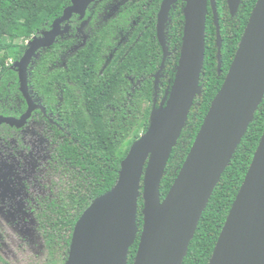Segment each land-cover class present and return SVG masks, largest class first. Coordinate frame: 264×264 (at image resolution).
I'll list each match as a JSON object with an SVG mask.
<instances>
[{"label":"trees","instance_id":"obj_1","mask_svg":"<svg viewBox=\"0 0 264 264\" xmlns=\"http://www.w3.org/2000/svg\"><path fill=\"white\" fill-rule=\"evenodd\" d=\"M161 2L133 0L94 35L87 32V26L95 16L87 12L79 38L72 32L58 37L53 46L40 49L28 67L30 96L44 110H36L32 119L46 124L48 166L59 174L57 193L42 198L44 208L37 215L47 253L41 264H66L76 223L95 199L115 186L131 145L148 132L151 117L156 116L172 86L182 44L185 3L178 0L171 7L164 25L168 55L160 71L163 51L156 39V16ZM256 2L242 0L232 15L227 0H215L222 43L220 73L216 30L208 6L205 59L199 83L202 92L193 102L167 163L160 184L161 200L176 179L224 82ZM69 5L70 0H0V118H17L27 109L17 70L9 58L18 62L27 49L25 42L50 30ZM139 10H146L143 23L151 21L150 28L140 37L132 33L125 48L117 49L106 61L107 48L114 42L113 27L137 20ZM78 18L74 15L67 24L74 28L81 23ZM0 130L10 134L15 129L7 124ZM263 130L264 98L204 209L183 264H209ZM143 207L140 188L136 240L128 251V264H133L136 255ZM0 262L8 264L1 257Z\"/></svg>","mask_w":264,"mask_h":264},{"label":"water","instance_id":"obj_2","mask_svg":"<svg viewBox=\"0 0 264 264\" xmlns=\"http://www.w3.org/2000/svg\"><path fill=\"white\" fill-rule=\"evenodd\" d=\"M98 0H70L50 30L33 37L15 64L19 90L27 103L20 118L1 117L0 126L22 128L43 108L29 93L27 71L40 49L68 33L61 25L74 15L83 19ZM178 0H163L157 37L166 59L163 28ZM184 26L180 56L169 91L151 117L146 134L135 141L121 164L112 190L95 199L76 223L66 264H128L136 240L135 214L140 188L143 225L133 264H183L198 223L224 171L264 98V0H257L237 51L203 120L187 157L163 200L160 184L167 163L187 122L205 59L210 5L216 30L218 73L221 38L215 0H183ZM242 0H227L234 15ZM158 75L155 76L157 78ZM209 264H264V130L239 192L217 239Z\"/></svg>","mask_w":264,"mask_h":264},{"label":"rangeland","instance_id":"obj_3","mask_svg":"<svg viewBox=\"0 0 264 264\" xmlns=\"http://www.w3.org/2000/svg\"><path fill=\"white\" fill-rule=\"evenodd\" d=\"M128 1H110L104 19L112 18ZM9 62L15 67L13 57ZM45 130L42 122L31 123L16 134L20 146L13 140L0 141V257L8 264H41L47 257L36 222L42 208L33 200L54 197L59 174L48 166Z\"/></svg>","mask_w":264,"mask_h":264},{"label":"flooded vegetation","instance_id":"obj_4","mask_svg":"<svg viewBox=\"0 0 264 264\" xmlns=\"http://www.w3.org/2000/svg\"><path fill=\"white\" fill-rule=\"evenodd\" d=\"M110 1L112 2V0H98L94 3H92L88 9H87V12L91 13L92 16H95L94 18H90V22L88 23V26H87V32L89 34H95V32H98V31H101L102 29H104L113 19H115V17L117 16V14L121 11L122 8H124L126 5H129L130 3L133 2V0H130L128 1L127 3L123 4L122 7L119 8L118 12L112 17V18H108V19H104L103 15H105V10L108 6V4L110 3ZM163 1V0H162ZM95 3L97 4V6H94ZM162 3V2H161ZM92 6V7H91ZM94 6V7H93ZM161 6V5H160ZM210 6V5H209ZM145 8H148V5L146 4L145 5ZM144 8V9H145ZM100 10V11H99ZM160 10V8H159ZM211 10V8H210ZM99 11V12H98ZM146 10H139L138 11V18L137 20H131L129 21V23L124 25V24H118L116 25L115 27H113V33H114V36H113V44L111 45V47L107 48V51L109 52L106 56V61H108L109 58L112 57L113 53L116 52L117 49H120V48H125V46L128 44V42L130 41L132 35L135 33L137 34L138 37H140V35L144 34L146 32V29L150 28L151 26V21H149V24H146V23H143L144 20H143V16L145 15V12ZM86 12V13H87ZM159 13V11H158ZM158 13H157V16H158ZM212 15V14H211ZM77 16V15H76ZM157 16H156V39L158 40V37H157ZM78 20L81 22L79 23V25H76L74 26V28H72L69 24H67L68 22L64 23L61 25V29H64L66 26L69 27V31L67 34L65 35H68L70 34L71 32L74 33V36H77L79 38L80 36V30L79 28L83 25L82 24V19L78 18ZM92 21V22H91ZM133 33V34H132ZM64 36V35H63ZM62 37V36H60ZM136 41H140L139 39L137 40V38L135 39ZM164 40L166 42V39H165V36H164ZM168 40V39H167ZM163 51V50H162ZM168 55V52H167V46H166V57ZM63 61L61 60V63H60V66H63ZM26 101V100H25ZM34 102V101H33ZM35 103V102H34ZM27 104V103H26ZM36 104V103H35ZM38 105V104H36ZM39 106V105H38ZM41 107V106H40ZM27 110V109H26ZM37 110H40V109H37ZM36 111V110H35ZM34 111V112H35ZM26 112V111H25ZM24 112V113H25ZM33 112V113H34ZM23 113V114H24ZM33 113L31 114V117L27 120V122L25 123V125L22 127V128H16V127H11V128H14L15 130L11 131L10 134H6L4 131L0 130V141H14L16 145L20 146L21 145V141L19 139V136L16 135V134H19L21 131H23L24 129H26L28 127L29 124L31 123H41V121H34L32 119V115ZM22 114V115H23ZM20 115V116H22ZM17 117V118H20ZM13 118H16V117H13ZM43 123V122H42ZM45 124V123H44ZM3 125H7V124H3ZM3 125H1L0 127H2ZM46 125V124H45ZM48 146V145H47ZM49 148V147H48ZM33 204L34 205H37L39 204V206L41 208H44L43 206V200H40L38 198H35L33 200ZM34 207L31 208V210L34 212ZM41 213V212H40ZM39 214V213H38ZM37 214V215H38ZM37 222V227H38V232L41 234V228H40V223H39V220L36 221ZM42 237V236H41Z\"/></svg>","mask_w":264,"mask_h":264}]
</instances>
